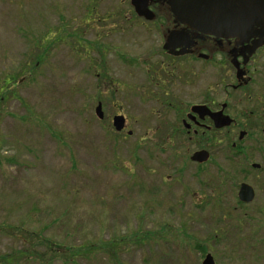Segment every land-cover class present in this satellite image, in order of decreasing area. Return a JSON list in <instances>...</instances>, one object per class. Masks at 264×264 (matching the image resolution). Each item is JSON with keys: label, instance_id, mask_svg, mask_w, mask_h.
<instances>
[{"label": "rangeland", "instance_id": "1", "mask_svg": "<svg viewBox=\"0 0 264 264\" xmlns=\"http://www.w3.org/2000/svg\"><path fill=\"white\" fill-rule=\"evenodd\" d=\"M130 7L0 0V259L39 247L49 254L13 264H202L207 253L216 264H264L263 204L236 209L232 167L199 171L189 159L197 143L168 137L176 114L146 99L143 72L129 75L128 56L154 53L162 39ZM97 33L98 59L79 46ZM189 85L169 92L196 101ZM115 115L126 116L125 130Z\"/></svg>", "mask_w": 264, "mask_h": 264}, {"label": "flooded vegetation", "instance_id": "2", "mask_svg": "<svg viewBox=\"0 0 264 264\" xmlns=\"http://www.w3.org/2000/svg\"><path fill=\"white\" fill-rule=\"evenodd\" d=\"M130 8L139 25L157 28L162 37L154 53H131L127 69L130 76L136 71L145 74L146 99L159 102L169 116L176 114L168 137L197 143L189 159L199 171L212 164L222 170L232 167L227 181L234 183L236 209L258 202L263 207L256 208V214L264 216V0H172V5L169 0H147L148 16L139 15L132 0ZM102 36L97 33L88 45L79 43L81 53L97 48V59L103 57ZM137 46L143 51L147 45ZM176 81L190 84V96L197 100L174 99L169 91ZM196 85L203 89L201 96ZM199 152L207 153L203 162L192 159ZM243 175H253L256 181L238 183ZM244 186L253 191L250 202L240 197L242 189L243 197L251 193Z\"/></svg>", "mask_w": 264, "mask_h": 264}, {"label": "water", "instance_id": "3", "mask_svg": "<svg viewBox=\"0 0 264 264\" xmlns=\"http://www.w3.org/2000/svg\"><path fill=\"white\" fill-rule=\"evenodd\" d=\"M247 1L249 0H244L245 3H247ZM132 4L136 7L137 12L139 13V15H151L150 12L147 11V0H132ZM169 4L172 5V0H169ZM246 17H247V13L245 12V22H246ZM202 31H208V30H202ZM174 33H172L169 37V39H172L174 37ZM96 114L99 118H104V113L102 110V105L99 104L98 107L96 108ZM126 119L124 116L122 115H116L113 118V125L116 129V131H122L125 128V123ZM132 132H129V134H131ZM207 158V153L206 152H199L196 153L193 156V160H199L201 162L204 161V159L206 160ZM244 188H246L249 192H251L250 194L247 195V197H243V189L240 193V197L243 201L245 202H250L254 199V194L251 188L244 186ZM202 264H215V260L213 258V256L211 254H207V256L205 257V259L203 260Z\"/></svg>", "mask_w": 264, "mask_h": 264}, {"label": "trees", "instance_id": "4", "mask_svg": "<svg viewBox=\"0 0 264 264\" xmlns=\"http://www.w3.org/2000/svg\"><path fill=\"white\" fill-rule=\"evenodd\" d=\"M46 48H45V51L39 56L36 58V60H33L32 62V66L29 67L30 71L26 74V76H31L32 74L34 75L35 74V71L37 70L38 66L39 65H42L43 63H45V53H46ZM27 68V67H26ZM14 78V77H13ZM6 98V97H5ZM1 100V99H0ZM21 234L23 233V230H20ZM18 234L19 231H18ZM30 235H33L34 233L33 232H29ZM18 236V235H16ZM42 241L44 242H47L48 240L45 239L43 236L40 238ZM116 242V239H114L112 243ZM110 244V245H111ZM62 245H59V247H61ZM50 247L51 244H50ZM70 250V249H69ZM114 251V250H113ZM58 253V252H57ZM76 253H80V251H76ZM49 253L47 254H44L43 251L39 248V247H33L31 249H22V250H18V251H15V253L13 255H10V256H3L1 259H0V263L2 262H5V263H8V264H13L17 261H23V260H26V259H31V255H34L36 258H43L44 255H48Z\"/></svg>", "mask_w": 264, "mask_h": 264}]
</instances>
